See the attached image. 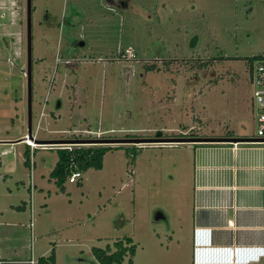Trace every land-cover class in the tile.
Wrapping results in <instances>:
<instances>
[{
	"label": "rangeland",
	"instance_id": "374dc122",
	"mask_svg": "<svg viewBox=\"0 0 264 264\" xmlns=\"http://www.w3.org/2000/svg\"><path fill=\"white\" fill-rule=\"evenodd\" d=\"M121 1L30 0L36 141L148 142L79 145L108 148L102 169L60 191L55 150L72 146L37 145L24 164L27 0H0V141L22 140L0 144V222L13 224L0 226V258L54 248L56 264H98L92 248L128 237L132 264H192L188 141L254 136L264 0Z\"/></svg>",
	"mask_w": 264,
	"mask_h": 264
},
{
	"label": "crops",
	"instance_id": "0c3cea01",
	"mask_svg": "<svg viewBox=\"0 0 264 264\" xmlns=\"http://www.w3.org/2000/svg\"><path fill=\"white\" fill-rule=\"evenodd\" d=\"M106 1L124 7L121 0ZM65 21L64 24L71 26ZM8 143L17 146L22 144V140L0 141V144ZM189 145L196 151L192 264H264V144L191 142ZM25 148L24 152L28 150L29 153L30 147ZM28 163L31 169L30 156ZM23 206L15 209L24 212L26 204ZM11 225L8 221L5 225L0 222L1 227ZM30 230L32 234V227ZM11 249L8 257L19 254L18 249ZM29 259L36 264L38 258L34 260L31 253L28 259L8 261L0 258V262H25Z\"/></svg>",
	"mask_w": 264,
	"mask_h": 264
},
{
	"label": "trees",
	"instance_id": "16d2710c",
	"mask_svg": "<svg viewBox=\"0 0 264 264\" xmlns=\"http://www.w3.org/2000/svg\"><path fill=\"white\" fill-rule=\"evenodd\" d=\"M262 59L264 57L250 58L249 70L255 62ZM55 151L57 162L49 177L54 180L57 188L63 191V185L72 173L79 172L82 174L88 169L101 170L103 157L108 152V148L105 146H72L69 149L59 148ZM24 156L27 157L24 164H28V150L24 152ZM91 251L93 258L98 264H121L126 256L130 257L127 264H132V258L135 255V245L131 238L125 237L114 242L112 247L107 245L105 249L92 248ZM36 264H56L54 250L51 249L48 256L38 258Z\"/></svg>",
	"mask_w": 264,
	"mask_h": 264
},
{
	"label": "built area",
	"instance_id": "2783aa9c",
	"mask_svg": "<svg viewBox=\"0 0 264 264\" xmlns=\"http://www.w3.org/2000/svg\"><path fill=\"white\" fill-rule=\"evenodd\" d=\"M126 53L131 55V51H126ZM132 56V55H131ZM249 85L252 89V104H253V111H254V124H255V133L254 136L251 139H248V142L250 144H264V59L257 61L253 64L252 68L249 70ZM24 144L31 149L33 147L37 146L36 144V137L32 136V140L24 139ZM28 140L33 144L30 145L28 143ZM236 143H234L235 145ZM59 148H67L65 146H60ZM58 148V149H59ZM30 165L32 166V162L30 160ZM32 172V170H31ZM81 178V174L79 172H74L70 175V177L67 179L69 183L73 184L79 181ZM15 264H35V262L32 259H29L28 261H19L14 262ZM0 264H3V262H0Z\"/></svg>",
	"mask_w": 264,
	"mask_h": 264
},
{
	"label": "water",
	"instance_id": "95a60500",
	"mask_svg": "<svg viewBox=\"0 0 264 264\" xmlns=\"http://www.w3.org/2000/svg\"><path fill=\"white\" fill-rule=\"evenodd\" d=\"M31 2L27 0L26 5V81H27V138L32 140L31 136V101H32V87H31ZM174 142V141H171ZM177 142H187V141H177ZM188 142H231V143H245L248 142V139H195L189 140ZM114 144V143H148L147 141H52V142H41L36 141L38 145H59V144H66L70 146H79V145H95V144Z\"/></svg>",
	"mask_w": 264,
	"mask_h": 264
},
{
	"label": "bare ground",
	"instance_id": "6f19581e",
	"mask_svg": "<svg viewBox=\"0 0 264 264\" xmlns=\"http://www.w3.org/2000/svg\"><path fill=\"white\" fill-rule=\"evenodd\" d=\"M28 143L33 146V144L30 142V140H28Z\"/></svg>",
	"mask_w": 264,
	"mask_h": 264
},
{
	"label": "clouds",
	"instance_id": "9594fccd",
	"mask_svg": "<svg viewBox=\"0 0 264 264\" xmlns=\"http://www.w3.org/2000/svg\"><path fill=\"white\" fill-rule=\"evenodd\" d=\"M29 139V138H28Z\"/></svg>",
	"mask_w": 264,
	"mask_h": 264
}]
</instances>
